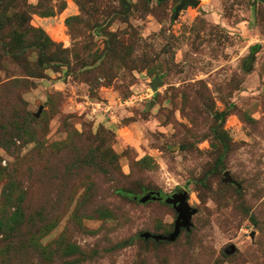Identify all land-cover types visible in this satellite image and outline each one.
<instances>
[{
    "label": "rangeland",
    "instance_id": "374dc122",
    "mask_svg": "<svg viewBox=\"0 0 264 264\" xmlns=\"http://www.w3.org/2000/svg\"><path fill=\"white\" fill-rule=\"evenodd\" d=\"M125 1L0 0V264H264V0Z\"/></svg>",
    "mask_w": 264,
    "mask_h": 264
},
{
    "label": "water",
    "instance_id": "95a60500",
    "mask_svg": "<svg viewBox=\"0 0 264 264\" xmlns=\"http://www.w3.org/2000/svg\"><path fill=\"white\" fill-rule=\"evenodd\" d=\"M158 2H163L165 0H157ZM180 5L177 7V13L185 6L192 5L194 7L199 5L197 0H179ZM124 4H127L125 0H123ZM157 83L161 84V80L156 78L151 86L153 89L157 87ZM224 182L235 184V183L227 172L224 173ZM188 194L185 190L179 189L173 195L166 197L164 199L165 204L170 205L174 208L177 217L174 222L173 231L168 235H153L151 233L145 232L142 234L144 239H153L156 242L159 241H167V242H174L178 236L180 235L182 230H189L191 227V217L196 213L195 209H192L187 203ZM136 199V198H135ZM150 200H162L160 193L158 192H148L141 197L138 198L140 203H146Z\"/></svg>",
    "mask_w": 264,
    "mask_h": 264
},
{
    "label": "trees",
    "instance_id": "16d2710c",
    "mask_svg": "<svg viewBox=\"0 0 264 264\" xmlns=\"http://www.w3.org/2000/svg\"><path fill=\"white\" fill-rule=\"evenodd\" d=\"M120 197H123L127 200H133L134 199V196L127 190H124V189H118L115 191ZM147 192V191H146ZM161 242V241H159Z\"/></svg>",
    "mask_w": 264,
    "mask_h": 264
}]
</instances>
